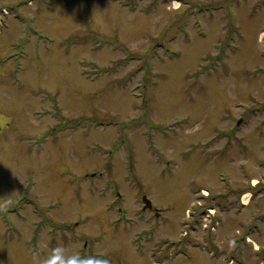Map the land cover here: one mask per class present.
I'll list each match as a JSON object with an SVG mask.
<instances>
[{
	"label": "rangeland",
	"instance_id": "rangeland-1",
	"mask_svg": "<svg viewBox=\"0 0 264 264\" xmlns=\"http://www.w3.org/2000/svg\"><path fill=\"white\" fill-rule=\"evenodd\" d=\"M263 32L264 0H0V264H264Z\"/></svg>",
	"mask_w": 264,
	"mask_h": 264
},
{
	"label": "clouds",
	"instance_id": "clouds-1",
	"mask_svg": "<svg viewBox=\"0 0 264 264\" xmlns=\"http://www.w3.org/2000/svg\"><path fill=\"white\" fill-rule=\"evenodd\" d=\"M38 264H110V261L103 256H81L79 253L66 256L65 249L57 246L45 257L40 258Z\"/></svg>",
	"mask_w": 264,
	"mask_h": 264
},
{
	"label": "bare ground",
	"instance_id": "bare-ground-1",
	"mask_svg": "<svg viewBox=\"0 0 264 264\" xmlns=\"http://www.w3.org/2000/svg\"><path fill=\"white\" fill-rule=\"evenodd\" d=\"M174 6H175V8L178 7V1H175ZM203 192H204V193H207V191H203ZM249 197H250V193H249V192H247V193H245V194L243 195L242 200H243V202H244L245 204L247 203ZM142 200H143V203H144L142 209H144V206L147 204V202H146L144 199H142ZM149 203L153 204L152 201H149Z\"/></svg>",
	"mask_w": 264,
	"mask_h": 264
},
{
	"label": "water",
	"instance_id": "water-1",
	"mask_svg": "<svg viewBox=\"0 0 264 264\" xmlns=\"http://www.w3.org/2000/svg\"><path fill=\"white\" fill-rule=\"evenodd\" d=\"M144 200L147 202V205L149 206V207H151V203H149V199L148 198H146V197H144Z\"/></svg>",
	"mask_w": 264,
	"mask_h": 264
}]
</instances>
